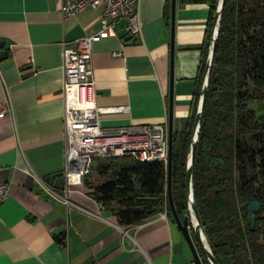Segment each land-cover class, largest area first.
<instances>
[{"label": "crops", "instance_id": "crops-1", "mask_svg": "<svg viewBox=\"0 0 264 264\" xmlns=\"http://www.w3.org/2000/svg\"><path fill=\"white\" fill-rule=\"evenodd\" d=\"M209 10L206 2L176 0L172 36L171 0H139V34L120 19L115 34L93 41L96 104L128 106L126 113L103 114L102 126L168 122L171 87L173 130L186 126ZM100 12L86 8L64 19L60 0H0V50L8 51L0 60V103L14 112L0 121V183L8 185L0 264H194L168 214L125 227L106 207L98 210L84 182L69 191L42 184L65 169L62 43L75 46L98 32Z\"/></svg>", "mask_w": 264, "mask_h": 264}, {"label": "trees", "instance_id": "trees-1", "mask_svg": "<svg viewBox=\"0 0 264 264\" xmlns=\"http://www.w3.org/2000/svg\"><path fill=\"white\" fill-rule=\"evenodd\" d=\"M180 1L210 4L191 114L173 136L172 193L184 217L188 155L219 0ZM98 158L100 176L91 179V171L83 182L118 224L135 226L162 212L171 217L167 162L127 155ZM192 167L194 202L218 264H264V0L224 2ZM254 200L261 207L249 215Z\"/></svg>", "mask_w": 264, "mask_h": 264}, {"label": "built area", "instance_id": "built-area-1", "mask_svg": "<svg viewBox=\"0 0 264 264\" xmlns=\"http://www.w3.org/2000/svg\"><path fill=\"white\" fill-rule=\"evenodd\" d=\"M138 3L139 0H60V12L64 19L76 16L86 8L101 7L98 32L77 38L74 41L75 46H69V42L62 43L64 70L62 93L65 102L63 172L67 191L75 184L73 179L75 175L80 177L78 181L82 183L83 177L91 172L92 160L98 157L127 155L141 161L157 159L167 162L169 148L167 121L157 124L102 126L100 118L103 114L126 113L128 106H98L95 102L92 43L103 36L115 34L114 26L120 19H126L125 27L129 33L139 34L141 21ZM116 54L120 55L118 52ZM8 118H14L12 106L0 103V121ZM42 184L49 188L45 181H42ZM7 196L8 185L0 183V205ZM97 206L98 210L104 208L102 203H98ZM166 214L167 212H164L162 216Z\"/></svg>", "mask_w": 264, "mask_h": 264}, {"label": "water", "instance_id": "water-1", "mask_svg": "<svg viewBox=\"0 0 264 264\" xmlns=\"http://www.w3.org/2000/svg\"><path fill=\"white\" fill-rule=\"evenodd\" d=\"M225 0H219L218 7L216 10L215 15V24L214 29L212 33V41L210 45V53L206 62L205 66V73L204 78L202 82V89H201V95H200V101L199 105L197 107V114L193 126V132H192V139H191V147L188 155V162H187V198H188V212L184 217H181L175 207L174 199H173V193H172V153H173V136H174V130H173V103H172V87L170 92V102H169V115H168V141H169V148H168V159H167V166H168V175H167V196L168 201L170 205V215L174 222L177 224L178 228L180 229L187 245L190 248V251L193 256L194 264H204L202 257L199 253L198 247L202 250V253L205 254L207 261L209 264H218L215 256L212 253V250L210 248V245L208 243V240L205 236V233L203 231L200 218L198 215L197 207L194 202L193 197V179H192V171H193V161H194V155H195V147L196 142L198 139V132L200 127V122L202 119V109L205 102L206 94H207V82H208V75L209 71L212 66L213 62V56L216 49L217 44V35H218V27L220 22V17L223 11ZM176 8V0H171V29H172V36L174 31V13ZM216 27V28H215ZM5 42L3 40L0 41V48L4 47ZM172 48H173V42H172ZM173 54V50H172ZM8 55V51L5 49L0 50V60L5 58ZM206 78V80H205ZM173 79V56L171 58V81ZM45 182L51 186H53L56 189L63 190L65 188V177L64 172H59L56 174H53L46 178ZM261 207V203H259L257 200L252 201L248 205V211L249 215H252L253 213H256L259 211ZM250 221L253 220L250 228H255V217L249 219Z\"/></svg>", "mask_w": 264, "mask_h": 264}, {"label": "rangeland", "instance_id": "rangeland-1", "mask_svg": "<svg viewBox=\"0 0 264 264\" xmlns=\"http://www.w3.org/2000/svg\"><path fill=\"white\" fill-rule=\"evenodd\" d=\"M100 161V158H95L94 160H92V162H91V174H90V178L91 179H98V176H100L99 175V173H98V171L96 170V165H97V163ZM82 182H83V180H82Z\"/></svg>", "mask_w": 264, "mask_h": 264}, {"label": "bare ground", "instance_id": "bare-ground-1", "mask_svg": "<svg viewBox=\"0 0 264 264\" xmlns=\"http://www.w3.org/2000/svg\"><path fill=\"white\" fill-rule=\"evenodd\" d=\"M79 178H80V177H79L78 175H75V176L73 177V179L75 180V181H74L75 184L79 183V181H78Z\"/></svg>", "mask_w": 264, "mask_h": 264}]
</instances>
